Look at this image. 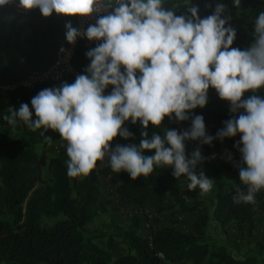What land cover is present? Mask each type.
<instances>
[{
	"label": "clouds",
	"instance_id": "9594fccd",
	"mask_svg": "<svg viewBox=\"0 0 264 264\" xmlns=\"http://www.w3.org/2000/svg\"><path fill=\"white\" fill-rule=\"evenodd\" d=\"M232 2L238 8L241 0ZM11 3L0 0V7ZM18 6L25 12L38 9L44 18L53 13L98 17L86 29L65 24L69 44L78 37L98 42L85 53L90 63L84 73L72 83L40 90L31 108L26 103L9 107L3 117L13 127L19 119L33 131L58 133L67 145L69 177L87 176L107 157L114 172H127L132 180L172 167L173 177H187L189 190L207 192L213 179L196 172L204 157L199 148L187 156L186 141L211 145L214 139L223 142L239 135L234 147L241 162L236 167L247 191L237 188L235 199L255 203V194L264 189V98L256 94L264 89V11L255 18L251 44L242 50L232 47L236 30L231 17L223 15V3L205 18L194 5L187 8L189 15H176L164 0H18ZM210 88L228 102L232 114L215 136L207 134L202 115H192L206 106ZM165 118L191 124L149 139V125L159 128ZM127 121L141 125L139 145L113 148L118 136L134 138L124 127ZM153 150V155L144 154ZM227 159L232 160L231 154Z\"/></svg>",
	"mask_w": 264,
	"mask_h": 264
},
{
	"label": "trees",
	"instance_id": "16d2710c",
	"mask_svg": "<svg viewBox=\"0 0 264 264\" xmlns=\"http://www.w3.org/2000/svg\"><path fill=\"white\" fill-rule=\"evenodd\" d=\"M217 3L227 6L223 14L230 16L229 23L236 30L232 47L244 49L253 40L255 18L264 11V0H241L234 7L232 0H164V7L174 9L176 15H189L187 8L197 6L200 18L211 15ZM183 7V8H182ZM0 12H5L4 10ZM28 36L18 42L22 29L0 43V112L8 114V108L17 109L26 103L31 108V99L45 88L58 87L62 82L72 83L74 76L64 78L56 85L38 84L31 90L6 89L22 80L30 71L43 70L53 61L57 48L68 43L65 24L75 18L57 16L42 17L39 10L25 17ZM4 25L0 21V33ZM14 38V40H13ZM81 37L74 45L71 67L76 74H83L90 63L85 53L97 45ZM111 86L105 90L110 93ZM264 98V97H263ZM230 105L219 99L214 89L208 91V102L204 108L197 107L192 115H202L208 134L215 136L223 128V122L231 118ZM191 121L177 123L165 118L159 129L189 128ZM126 127L137 138L143 131L139 121ZM15 135L0 134V264H255L253 258H234L219 243L209 242L205 230L209 221L222 231L229 224L235 231L251 235L254 229L252 209L264 213V189L255 194V203L237 202V188L247 189L239 181L241 154L234 145L240 140L237 135L223 142L214 139L211 145L201 144L207 153L219 145L233 151L232 160H222L220 169L231 177L228 188L220 178L218 170L212 172L214 207L211 213L198 200L197 190H190L192 201L188 204L180 194V185L172 171L154 177L141 176L132 180L127 172H114L110 162L96 167L87 176L71 178L64 163L55 157L36 154L35 146L46 147L56 132L44 128L31 130L23 121L17 120L13 127ZM153 126L150 124L147 132ZM43 133V134H42ZM51 137V140L45 137ZM198 140L186 141V155L198 144ZM116 144L126 145L117 141ZM67 147L66 142L64 143ZM149 155V151H145ZM43 173L47 180H43ZM107 177L118 200L131 206L147 204L155 215L174 209L172 214H193L191 231L184 233L173 225L154 228L148 240L139 234V220L131 217L129 222L113 234H88L85 228L97 215L99 199V176ZM168 202V205L165 203ZM171 214V215H172ZM60 218L50 226L42 225L43 219ZM157 223L156 218H151ZM104 240V246L96 241ZM125 247L126 253L115 256L117 244Z\"/></svg>",
	"mask_w": 264,
	"mask_h": 264
},
{
	"label": "rangeland",
	"instance_id": "374dc122",
	"mask_svg": "<svg viewBox=\"0 0 264 264\" xmlns=\"http://www.w3.org/2000/svg\"><path fill=\"white\" fill-rule=\"evenodd\" d=\"M183 8V7H182ZM0 21L2 22V24L4 25V28L2 29L1 33H0V43L5 42L11 35H12V31L16 32L19 29H22V33L18 38V42L22 39L25 38L26 36H28V28H27V22L28 20L26 18H19L14 16L12 13L5 11V12H0ZM14 40V38H13ZM257 95L261 96L262 98L264 97V89H261L258 93H256ZM5 116L4 111L0 112V134H5L9 137H12L15 135L14 130L12 128V126H10L8 124V122L6 120L3 119V117ZM211 127L210 126H206V131L207 134L209 132V129ZM187 128L182 127L180 128L179 131H183L186 130ZM156 133L159 135H162V131L159 128H155L153 127L149 132H148V138L150 139L152 134ZM142 139L141 136L137 137V138H133V139H122L119 136L116 137L114 139V141L112 142V147L114 148L116 145L117 141L123 142L124 144L128 145V144H135V145H139L140 140ZM199 141V140H198ZM65 141H63L60 137L59 134L56 133L53 140L44 148H42L41 146H35L34 147V152L36 154H40L43 153L45 154L46 157H55L60 159L63 163L65 168H67V153H66V147L64 145ZM197 148H199L202 157H204V159L202 160L201 163H199L196 167V172H203L204 175L210 179H213L212 177V172L214 170H218V173L220 175V178L224 184L225 188H228L231 184V177L229 175H227L223 170L220 169V162L222 160H228V154H231V156L233 155V151L230 150L229 148H227L225 145H219L218 147H216L215 149H212L210 151H208L207 153H204L201 151V143L200 141L198 142V144L196 145V147L191 150L189 152V157L191 156L192 152L195 151ZM149 155H153L154 154V150L149 152ZM214 157V158H213ZM99 165L105 163V162H109L108 158L106 157L103 161H97ZM166 171H172L173 169L172 167H161V168H157L154 170V172L152 173L154 177L161 175L163 172ZM181 189H180V194L181 196L184 198V200L190 204L192 201L191 198V194H190V190L188 189L187 185L189 183L188 179L186 176H181L176 178ZM43 180L46 181L47 177L46 174L43 173ZM99 189L102 193L106 194L105 197H103V199L101 200L100 204L102 202L109 203L110 199L108 198V196L110 195V191L113 190V188L109 185L107 177L100 175L99 176ZM197 190V198L198 200H200L201 202H203V204L206 206L207 210L209 213H211L213 207H214V186L212 187V189L210 191L207 192H203L201 191L198 187L196 188ZM174 212L173 210L167 211L165 212L164 217H162V223L163 225H173L176 229L187 233V231L190 228L191 222L193 221L191 219V214H184V215H174L172 214ZM172 214V215H171ZM194 217V215H193ZM60 218H50V219H43L42 220V225L44 226H50L52 225L56 220H58ZM194 219V218H193ZM252 220L254 222V229L251 232V235L249 237L245 236V233L243 231L241 232H237L234 230V228L232 227V224H229L226 228H224V230H215L213 225H212V221H209L208 226L206 227L205 230V237L209 242H214V243H223L226 242L228 239L231 240L232 242H236L237 239L240 241H244L242 242L244 246H250V242L249 239L251 237L255 238V246H259L261 251H264V213L259 211L258 209H252ZM159 223V220L157 221V223H154L151 218L146 219L145 223H143V225H141L140 228V235L142 234L144 237H146L145 239L148 240L149 238V234L150 232L156 228L155 225H157ZM123 222L122 221H114L112 219V217H107L104 215H97L96 220L92 221V223H90V225H87L85 228L86 233L88 234H113L118 232L121 228H122ZM161 225V224H160ZM96 243L103 247L104 246V240H97ZM126 253V249L123 245L121 244H117L116 249L114 251V255L118 256V255H122ZM245 254V252L241 255L243 256ZM181 264H187V263H181Z\"/></svg>",
	"mask_w": 264,
	"mask_h": 264
},
{
	"label": "crops",
	"instance_id": "0c3cea01",
	"mask_svg": "<svg viewBox=\"0 0 264 264\" xmlns=\"http://www.w3.org/2000/svg\"><path fill=\"white\" fill-rule=\"evenodd\" d=\"M99 193H100L99 199L96 204L97 215H104L107 217H112L114 221H122L123 222L122 226L126 225L129 222V219L134 216L138 218L139 220V230L141 228V225L145 223L146 219L148 218L150 219L153 217L159 220V223L155 225L156 228L165 226L162 223L163 222L162 217H164L165 212L155 215L152 209L150 208V206L147 204H144L142 207L138 208L135 206H131L128 203L120 202L117 196L114 194L113 190L110 191V195L108 196V198L110 199V202L106 203L105 201V202H102L101 205H99L103 197L106 196V194L102 193L100 190H99ZM165 204L168 205V202ZM97 215L94 217L93 219L94 221L96 220ZM190 217L193 220L194 218L193 215H191ZM212 225L216 231L220 230L219 227L215 223L212 222ZM190 231H191V225L187 233H189ZM139 234H140V231H139ZM141 237L146 238L142 234H141ZM255 241H256L255 238L251 237L249 239V242L251 243L250 246H244L242 243L244 241L243 240L240 241L238 239L236 242L234 241L232 242L231 240L228 239L226 242H223L221 244L236 259L253 258L255 260V264H264V251H261L259 246L254 245ZM244 252L245 254L241 256Z\"/></svg>",
	"mask_w": 264,
	"mask_h": 264
},
{
	"label": "built area",
	"instance_id": "2783aa9c",
	"mask_svg": "<svg viewBox=\"0 0 264 264\" xmlns=\"http://www.w3.org/2000/svg\"><path fill=\"white\" fill-rule=\"evenodd\" d=\"M2 10L10 12L16 17L25 18L29 13L38 9L25 12L18 6V0H13V3L0 7V11ZM109 11H111V9H109ZM97 18L98 17L95 15L89 18L76 17L74 20V26L75 28L86 29L89 24H94ZM80 38L81 37H78L77 40ZM74 45L75 44L69 43L60 45L57 48L52 63L47 68L43 70L30 71L22 80L11 86H7L6 89L22 88L25 90H31L38 84L56 85L66 77H76L77 74L70 64Z\"/></svg>",
	"mask_w": 264,
	"mask_h": 264
}]
</instances>
